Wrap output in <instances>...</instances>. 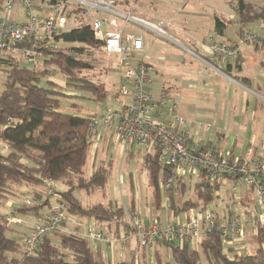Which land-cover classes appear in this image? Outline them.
Listing matches in <instances>:
<instances>
[{
  "label": "trees",
  "instance_id": "trees-1",
  "mask_svg": "<svg viewBox=\"0 0 264 264\" xmlns=\"http://www.w3.org/2000/svg\"><path fill=\"white\" fill-rule=\"evenodd\" d=\"M233 7L238 9L242 27L256 21L264 23V0L260 5H256L254 0H238ZM78 11L72 9L68 16L75 13L79 17ZM226 22L215 18L216 33L223 32ZM54 38L60 45L49 51L45 65L39 71L24 67L17 61H0V68L5 70L0 92V141L8 149L6 154L0 153V200L17 196V190H21L22 186L29 187L35 203H22L14 211L38 215L42 208L50 206V196L55 193L56 202L63 204L66 216L115 223L133 232V226L123 220L127 213L133 214L131 206L124 207L112 201L84 206L74 195L75 191L89 194L100 191L105 197L112 159L103 160L89 175L86 174L85 166L93 144L92 137L88 135L91 116L59 110V95L70 96L61 87L85 88L95 92L96 99L105 100L104 84L82 77L79 72L90 65L77 57L85 48L102 49V44L94 39L90 25L83 23ZM255 46L264 49V43ZM51 65L63 75L65 85L58 86L54 82L50 76ZM130 154L129 157L132 156ZM141 159L142 169L147 174V185L153 190V205L160 209L163 197L174 217L191 208L214 207L221 188L234 181L232 177L220 181H200L179 176L159 159L157 151L142 154ZM160 176L165 181L172 179L169 188L159 183ZM47 179L63 184L66 189L54 193L45 189L43 199L38 188L43 187V181ZM248 187L254 191L253 185ZM225 190L233 197L227 187ZM44 218L45 215L40 216L39 222ZM220 225L215 215L214 227L198 242L199 250L189 242L175 243L158 238L155 243L169 250L174 264H204L202 257L205 264H264V249L261 246L252 254L240 253L230 258L224 249ZM256 232L259 241L264 242V226L258 225ZM10 234L9 220L0 215V264H135L137 261L134 255L116 262L105 260L92 249L90 240L65 230L44 235L39 246L28 254L23 238ZM154 256L156 264H162L157 251Z\"/></svg>",
  "mask_w": 264,
  "mask_h": 264
},
{
  "label": "built area",
  "instance_id": "built-area-1",
  "mask_svg": "<svg viewBox=\"0 0 264 264\" xmlns=\"http://www.w3.org/2000/svg\"><path fill=\"white\" fill-rule=\"evenodd\" d=\"M232 7L230 16L239 27L234 41L219 40L215 34H209L202 46L206 45L210 56L202 55L188 48L187 51L204 60L216 73L224 74L223 65L240 56L242 45L264 43V23L259 31L242 27L238 9L233 7L238 0H222ZM23 6L26 22L11 20L14 4ZM78 9L79 17L72 13ZM136 0H0V61H17L20 65L39 71L45 65L49 51L57 48L55 36L80 24L90 25L93 37L101 42L107 53L117 57L121 70V85L115 99L125 97L117 108L109 107L104 113L91 116L88 135L94 137L103 127L110 129L111 139L122 144H138L157 151L159 159L173 168L175 174L192 177L200 181H220L232 177L229 193L238 194L241 186L253 185L257 203H264V160L260 158L231 157L216 150L212 140L194 139L187 128V120L178 112L174 98L161 92L154 95L151 85L155 69L143 52L142 37L126 31L128 25L150 31L156 37H162L179 45L178 41L167 34L170 23L164 19L153 21L140 18L136 14ZM195 49V48H194ZM204 130H210L209 124H203ZM44 180L50 193L54 188ZM159 182L169 188L172 179ZM22 203L33 204L34 198L25 197ZM14 207H18L15 205ZM220 225V234L225 243L244 244L246 231L239 217L231 212ZM214 208H191L183 219L171 217L163 224L157 221L144 222L137 215L132 218L133 237L138 247H151L155 240L163 238L175 243L194 242L214 227ZM15 221L12 215L6 217ZM67 216L64 206L56 202L45 218L34 224L23 237L26 252H33L44 235L64 229ZM253 223L264 226V215H258ZM69 232L85 237L91 242H104L109 247L114 243L101 229L73 226ZM127 237L116 239L123 243ZM137 257V255L135 256ZM137 264V261L135 262Z\"/></svg>",
  "mask_w": 264,
  "mask_h": 264
},
{
  "label": "crops",
  "instance_id": "crops-1",
  "mask_svg": "<svg viewBox=\"0 0 264 264\" xmlns=\"http://www.w3.org/2000/svg\"><path fill=\"white\" fill-rule=\"evenodd\" d=\"M171 1L165 3L164 6L161 4L158 6L152 5L145 0L144 4H138L137 2L136 14L140 18L149 21L155 19L168 21L170 25L166 28V32L176 39L179 45L168 39L156 37L143 28L132 26V30H130L142 37L144 50L138 54V57L142 58L143 53H146L148 61L154 66L155 75L150 87L151 92L154 95L164 92L176 100L178 112L187 120V128L194 139L210 138L216 150L223 155L264 160V49L255 45H242L239 58L228 61L223 65L224 74L216 73L204 60L189 53L187 49L191 46L199 52L198 54L207 58L210 56L209 50L206 45H201L206 40L207 35L215 34L222 41L236 40L239 34V27L230 18L234 14L232 7L225 5L221 0L227 10L225 16H222L221 12L215 7L203 4L204 0ZM202 6L209 8L213 13L205 12ZM237 16L239 17V14ZM216 17L227 21L221 34L216 33L214 28ZM175 19L179 24L175 22ZM202 19L207 21L206 25L208 28L211 25V28L205 32L206 34L201 32L199 28ZM262 24L263 22L256 21L247 25V27L259 31L262 28ZM116 95L117 93H114L113 99ZM203 124H209L211 129L204 130L201 127ZM92 140L94 154L91 161H89V155L87 166L90 162L91 167L86 170V174L89 175L96 168L94 165L97 160L98 163L100 160H107L106 157L101 158L102 151L112 156V169L107 185L106 201L117 203L116 199L119 192L115 193L113 188L115 179H118L120 183L127 182L129 184V195L131 194L128 207L131 206L133 214H126L123 220L131 224L132 215H137L140 218L142 211V214L145 212L147 216L151 215L146 220L140 218L144 222L158 220L161 224L165 223L173 213L165 200L163 207L161 206L160 209L155 208L153 205V190L147 185V174L142 169L141 162V176L138 178L128 168L126 173L119 170L121 169L120 166L117 170L115 165L117 160H114L113 155L115 156V152L118 149L120 150V146L114 145L112 151L109 152V146L112 143L109 128L103 127L100 129L92 137ZM134 149V146H129L127 155L131 153L130 155L133 156L136 153ZM147 152L152 151L143 150V154ZM132 156H127V160H131ZM49 183L53 186L54 191L66 189V186L59 182L50 180ZM136 183L145 186V190L149 193V196L145 194L147 201L144 204L148 209L145 207L144 210H140L138 193L137 190H134V187L135 189L137 187ZM55 184H59V186L55 187ZM43 185L38 190L42 192V198L44 199L45 189L48 190V187L44 184V181ZM226 187L228 188V186ZM43 192L45 193L43 194ZM220 193L219 196L225 194L226 190L224 189L223 193ZM238 195L239 201L237 202H240L243 210L235 212V210L231 209V212L241 219L246 231V240L244 244L227 243V248L238 254L241 253V250L249 247L253 252L258 246L264 249V242L259 241L256 234L257 226L261 224L253 223V219L256 216L264 215V203L261 205L257 203L255 191L249 190L248 186H241L238 190ZM75 196L77 197V195ZM10 197L13 198L12 204L9 202L10 207L0 215L5 217L12 215L15 218V221L9 220L10 233L14 237L21 239L35 223L39 222L40 216L50 212L53 202L55 204L57 199L54 193L51 195V204L47 206L48 209H44L46 208L44 207L38 215H33L14 211L16 208L14 206L21 205L23 198L33 197L31 188L24 186L23 190H17V196L12 195ZM230 206L231 208L233 207V205L228 204V210ZM213 208L214 213L216 212L215 215H218L222 224L230 213L226 208L223 209L222 213H219L217 203L214 204ZM160 210L162 214H158ZM185 213H181L178 217L183 219ZM67 218L69 221L65 222V231H68L73 226L97 228L96 221L92 218L86 219L74 216H67ZM102 223L103 228L101 229L106 235H111L114 238L127 237L124 243H117L112 248L108 247L104 242L89 241L92 249L98 252L103 259L116 262L130 259L132 255H137V263L139 264H156L154 253L157 251L162 264L170 262L168 260H171L170 252L164 245L158 246L155 243L148 248H139L132 232L127 231L123 225ZM191 243L193 242H190V245H192Z\"/></svg>",
  "mask_w": 264,
  "mask_h": 264
},
{
  "label": "rangeland",
  "instance_id": "rangeland-1",
  "mask_svg": "<svg viewBox=\"0 0 264 264\" xmlns=\"http://www.w3.org/2000/svg\"><path fill=\"white\" fill-rule=\"evenodd\" d=\"M148 1L150 4L152 5H159L161 4L162 6L165 5V3L167 2H172L171 0H145ZM144 4V0H136V6H138V4ZM207 4L210 6L215 7L216 9H218L222 16H225L227 10L225 9V6L223 5V2H221V0H204L203 4ZM254 3L256 5H260L262 3V0H254ZM202 9H204L205 12L212 14V10H210L209 8H204V6H202ZM14 13L11 15V20L14 22H19V23H24L26 22V17L24 15V10H23V6L22 5H18L17 3L14 4L13 7ZM217 11V12H219ZM200 20V19H199ZM175 22L177 24H179L178 21ZM201 24L199 26L200 31L201 32H207L209 28H208L206 23L207 21L205 19L201 20ZM132 30V26L128 25L126 27V31H130ZM206 34V33H205ZM60 45L59 43L57 44V46ZM65 47L69 46L68 44H64ZM190 49H192L193 51L197 52L196 49H194L193 47H189ZM85 51H83L81 54H79L77 57L81 60H83L84 62L88 63L90 65V67L88 68H84L82 69L79 73L82 77L87 78L88 80L92 81L93 83H103L104 84V91L106 93V97L105 100H98L96 99V93L93 91H90L88 89L85 88H74V87H67V88H63L61 87V89H63V92H65L67 95L70 96H62L59 95V102H60V106H59V110L62 112H66V113H72V114H78V115H82V116H96V115H100L102 113L105 112V110L109 107H113V108H117L120 105V102H123L125 100V97H120L119 99H113L114 93H117L120 85H121V70L119 68V66L117 65V57L112 54V53H107L103 50V48L101 49H91V48H85ZM199 53V52H197ZM145 54V53H143ZM50 69L52 70L50 76L53 77V80L56 84H58V86L60 85H65L64 81L65 78L63 77V75L61 73H59V71L57 70V68L53 65L50 66ZM5 77V70H3V68H0V92L3 88V79ZM46 86H49V84H44ZM211 129V128H210ZM111 145L109 146V152L112 151V147L114 145L116 146H120V150L118 149V151L115 152V156L114 160H117V162H115V165L117 166V170L119 169V166L121 167V170L123 173H126L127 168L128 170H130L134 175L136 174V178L141 176V168H140V162H141V156L143 154V150H151L150 148L142 145H138V144H133L132 146H134V150H136V153L133 154V156L131 157V160H127V151H128V147L130 146V144H122L120 142H115L111 139ZM118 144V145H117ZM115 146V147H116ZM145 148V149H144ZM94 144L92 145L91 148V153H90V158L89 161H91L92 159V155L94 154ZM8 151L7 147L4 145V143H2L0 141V153L2 154H6ZM101 154V153H100ZM106 157V159L111 158L112 156L108 155V153L103 152L101 154V158ZM98 158H99V154H98ZM105 160V159H103ZM103 160H100L99 163L104 162ZM127 161V162H126ZM98 160L96 161L95 166H97L98 164ZM124 163V164H123ZM128 166V167H127ZM91 164L89 162L88 166L86 164L85 168L86 170L90 169ZM112 169V168H111ZM164 180V178H163ZM159 181V179H158ZM160 183V182H159ZM134 190H137V197L139 198L140 201V210H144L145 207L147 208V206L144 204L147 201V197H145V194L149 193L145 190V186L143 185H138ZM163 187L164 185L162 183H160ZM59 184H55V187H58ZM24 186L21 187V190H23ZM113 188L116 192H119V195H117V203L118 205L124 206V207H128L129 206V184L127 182H123L120 183L118 179H115V181L113 182ZM226 187H222L220 190V194L223 193L224 189ZM106 192L108 193V188L106 190ZM75 195H77V198L85 205V206H89L91 204L97 203V202H101L103 204L108 203L105 199V197L102 196L100 191H96L95 193H86L84 191H75ZM127 196V197H126ZM51 197V196H50ZM52 198V197H51ZM239 195L236 194L233 197H230L229 194L225 193L223 195L220 196V198L214 202L218 204V210L220 211L219 213L223 212V209L226 208L228 204L233 205L232 210H235V212H240L242 211V206H240V202L239 201ZM53 200V199H52ZM9 202H13V198L12 197H8L7 199H3L0 200V214L3 213L4 210L8 209L10 207ZM164 204V200L163 197L161 198V206L163 207ZM212 204V203H211ZM54 205V202H53ZM44 209H48V207L44 208ZM148 209V208H147ZM146 209V210H147ZM129 214V213H127ZM158 214H162V211L160 210V212ZM69 216V215H68ZM151 216V215H148ZM147 214H145V212L142 214H140V218H142L143 220H146V218H148ZM72 217V216H69ZM134 216L132 215L131 218H133ZM218 217V215H217ZM156 219V218H155ZM66 221H69L68 218L66 219ZM152 221H157L158 220H152ZM131 225H132V219H131ZM66 223L63 224V226H65ZM97 224V228L101 229L103 228L102 225L103 223H98ZM263 226V225H262ZM80 227V226H78ZM86 227V226H85ZM82 228V229H85ZM62 231L64 229H61ZM101 232L104 233L105 236H107L108 239H111L114 241V243L112 244L111 248L119 243L117 240L121 239V237L118 238H114L111 235H106L105 232L103 231V229H101ZM11 236H13L12 234H10ZM14 237V236H13ZM117 239V240H116ZM201 238H197L193 243H191L193 245V247L197 248L199 250L198 247V242ZM246 240V238H245ZM126 240H124L125 242ZM123 242V243H124ZM107 244V243H106ZM108 245V244H107ZM109 247V246H108ZM140 248H145V247H140ZM148 248V247H147ZM224 249L227 253V255L232 258L236 253L235 251H230L227 248V243L224 244ZM243 254H252L253 251L250 250L249 248H246L245 250H241L240 251ZM170 262L171 260L168 259ZM202 262L205 264V261L202 257ZM139 264V263H137ZM171 264H174L171 262Z\"/></svg>",
  "mask_w": 264,
  "mask_h": 264
}]
</instances>
